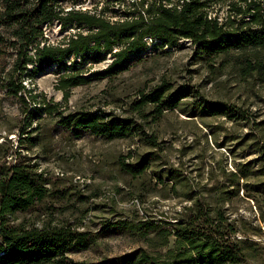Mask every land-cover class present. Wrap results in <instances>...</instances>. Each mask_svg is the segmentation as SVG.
I'll return each instance as SVG.
<instances>
[{
  "label": "rangeland",
  "instance_id": "obj_1",
  "mask_svg": "<svg viewBox=\"0 0 264 264\" xmlns=\"http://www.w3.org/2000/svg\"><path fill=\"white\" fill-rule=\"evenodd\" d=\"M135 1L139 2L58 3L64 11L92 14L104 7L105 19L121 22L137 15L141 8ZM230 3L244 6L239 0L206 5L212 17L224 22L230 16L233 24L227 26L231 35L223 34L205 46L186 38L146 36L115 67L113 54L91 47L92 43L61 63L34 69L37 62H29L25 68L32 77L21 76L36 101L27 94L26 104L3 88L2 77L16 52L7 41L11 28L0 24L6 41L0 55V176L15 162L24 163L46 188L41 200L15 213V223L68 227L71 245L66 255L76 261L149 264L142 259L144 252L160 261L175 244L172 235L166 246H160L158 230L171 229L167 223L185 217L190 213L185 208L196 207L202 197L213 218L221 196L222 209L235 228L231 239L244 253L232 264H264V83L241 70L247 56L237 43L241 35L261 30L247 25V15L232 12ZM38 28L42 34L28 47L35 58L44 44L66 46L77 32L96 30L74 22L62 25L59 19ZM120 47L114 46L112 52ZM71 76L86 82L67 92L59 89L60 79ZM161 86L167 87L163 104L178 99L176 108L157 115L155 105L138 107L142 94ZM51 105L56 109L49 113L45 109ZM217 106L229 114L208 113V107ZM79 112L131 118L135 133L109 138L61 124L62 117ZM150 135L158 146L146 143ZM149 153L151 160L142 174L133 176L122 169L121 160L139 164ZM238 168L246 176L233 177ZM173 174L178 177L175 183L169 180ZM211 224L198 228L212 233ZM150 225L156 230L146 233Z\"/></svg>",
  "mask_w": 264,
  "mask_h": 264
},
{
  "label": "trees",
  "instance_id": "obj_2",
  "mask_svg": "<svg viewBox=\"0 0 264 264\" xmlns=\"http://www.w3.org/2000/svg\"><path fill=\"white\" fill-rule=\"evenodd\" d=\"M139 0L140 8L135 17L124 19L121 22H110L102 15L106 8L101 7L98 13H90L88 10L79 11L70 9L64 11V7L58 0H0V24H6L11 28L8 43L15 49L16 55L12 67L2 77L3 88L6 93L17 97L26 104V95L30 100L36 101L23 83L22 74L32 77V73L25 68L27 63L37 62L40 69L50 63H61L69 54H80L89 49V45L97 50H105L115 57L112 66L115 67L127 56L128 50L134 49L143 43L146 36L160 38H186L193 44L202 46L211 41L218 42L223 34L231 33L227 26L233 21L226 17L220 22L217 17H212L206 5L209 3H223L227 0H158L156 5L153 0ZM244 6L230 3L231 10L236 15H247V25L259 27L261 32L250 31L241 35L237 43L247 56L241 64L244 74H255L264 83V0H239ZM171 5V6H169ZM53 19H59L62 25H84L96 30L87 34L77 32L75 37L67 39L66 46L43 45L38 50V57L29 54L30 42L42 32L38 28L43 23H50ZM5 37L0 34V55L4 53L3 44ZM243 43V46H241ZM114 46H121L112 52ZM19 74V75H17ZM86 82L83 77H63L58 85L59 89L66 90ZM167 87H158L149 94H142L138 107L146 104L155 105L157 115H161L163 109H173L179 104L178 99L163 104V96ZM24 94V95H23ZM184 96V95H183ZM163 104L165 107L160 108ZM56 105H51L45 110L54 111ZM33 110H36L34 108ZM210 114H229L225 107H208ZM31 113V112H30ZM33 114V113H31ZM106 113L79 112L68 114L60 119L66 128H85L96 135L106 137H125L135 133L134 120L107 119ZM150 146L159 144L157 139L150 135L145 139ZM151 154H146L139 164L125 163L121 160L123 170L133 176L142 174L148 168ZM177 175V174H175ZM174 174L169 180L178 179ZM233 177L246 176L245 171L237 169L231 174ZM31 168L24 163L10 165L7 171L0 176V264H96L87 261H76L66 255L71 245L70 231L68 227H34L22 222L15 223L16 212L26 211L30 206L41 200L46 188L36 179ZM238 180V179H237ZM159 183L163 179L159 178ZM232 183V181H231ZM238 195V192L236 193ZM224 197H218V206L214 209V217H210L204 205H207L205 197L196 203V207H186L189 211L185 217L174 222L167 223L171 229H160V246H166L168 237L175 236L173 247L165 251L164 259L157 261L153 256L144 252L142 259L149 264H232L235 259L244 255L239 244L231 239L235 228L228 221L222 209ZM188 200H191V198ZM197 201V200H196ZM212 221L210 225L214 232L199 229L198 226ZM157 226L150 225L146 233L156 230ZM226 228L225 233L222 228Z\"/></svg>",
  "mask_w": 264,
  "mask_h": 264
}]
</instances>
